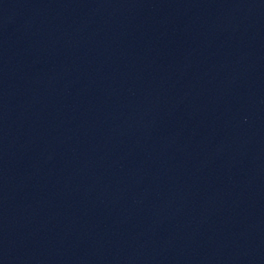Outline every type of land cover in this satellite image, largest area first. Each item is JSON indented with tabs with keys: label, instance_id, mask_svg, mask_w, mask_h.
Returning <instances> with one entry per match:
<instances>
[{
	"label": "water",
	"instance_id": "water-1",
	"mask_svg": "<svg viewBox=\"0 0 264 264\" xmlns=\"http://www.w3.org/2000/svg\"><path fill=\"white\" fill-rule=\"evenodd\" d=\"M236 0H0V264H182Z\"/></svg>",
	"mask_w": 264,
	"mask_h": 264
}]
</instances>
